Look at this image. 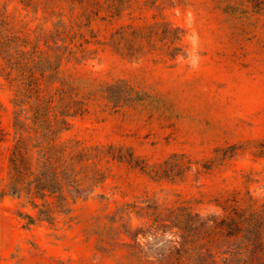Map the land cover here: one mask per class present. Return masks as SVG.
I'll use <instances>...</instances> for the list:
<instances>
[{"label": "rangeland", "instance_id": "obj_1", "mask_svg": "<svg viewBox=\"0 0 264 264\" xmlns=\"http://www.w3.org/2000/svg\"><path fill=\"white\" fill-rule=\"evenodd\" d=\"M0 41L22 89L50 90L42 112L65 121L78 179L102 173L63 208L9 195L15 93L0 74V264H128L117 232L146 220L120 221L124 206L232 221L218 264H264V0H0Z\"/></svg>", "mask_w": 264, "mask_h": 264}, {"label": "trees", "instance_id": "obj_2", "mask_svg": "<svg viewBox=\"0 0 264 264\" xmlns=\"http://www.w3.org/2000/svg\"><path fill=\"white\" fill-rule=\"evenodd\" d=\"M14 61V56L4 49L0 41V74L14 85L13 105L16 109L12 125L15 138L7 160L4 187L13 196L21 193L39 198L44 194L55 195L57 203L63 208L67 198L86 196L90 191L88 183L101 178L102 173L94 168L83 167L85 174L82 179H78L82 170L81 152L66 154V147L57 141L58 133L64 130L65 121L59 119L58 113L50 118L49 113L42 112L43 100L50 90L47 87L39 89L35 77L28 80L27 89H22L18 77L13 75L16 67ZM40 80L47 81V76L41 75ZM39 90L44 92L43 97L34 95ZM125 212H134L138 218L146 220L136 227L125 223L124 227L121 224L117 232L119 237L124 236L129 240H121L119 246L124 250V260L128 264H218L211 250L217 246L220 237L226 236L225 229L230 228L232 223L217 221L216 218L201 220L198 215H191L185 207L166 210L165 219H161L158 207L124 206L116 212L120 221ZM166 232L177 236L178 241L168 240L163 251H151L152 244L163 239ZM139 239H143V242L140 243ZM201 239L207 240L210 246L203 253L198 252L199 248L196 247L197 241ZM250 261L257 263L254 257ZM229 263V259L221 261V264Z\"/></svg>", "mask_w": 264, "mask_h": 264}]
</instances>
